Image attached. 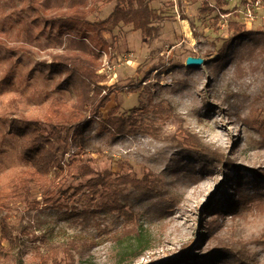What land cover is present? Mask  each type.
Wrapping results in <instances>:
<instances>
[{
    "label": "rangeland",
    "instance_id": "obj_1",
    "mask_svg": "<svg viewBox=\"0 0 264 264\" xmlns=\"http://www.w3.org/2000/svg\"><path fill=\"white\" fill-rule=\"evenodd\" d=\"M149 1L164 18L158 37L125 26L103 33L109 48L99 52V73L110 102L99 118L89 105L81 121L59 125L64 170L54 165L42 186L25 175L34 170L17 129L39 121L47 135L53 100L77 102L48 65L54 54L79 50L73 39L81 38L52 22L68 18L70 0H0V187L17 179L31 193L0 207L14 238L3 242L9 252L0 264H42L43 256L48 264H183L186 246L190 264H264V0H225L228 14L217 0ZM205 4L216 11L204 12ZM89 6L81 28L106 19L115 3ZM233 21L243 34L230 31ZM189 57L204 64L190 68ZM116 105L160 139L103 130ZM181 122L224 163L177 142ZM83 164L95 174H70ZM98 177L106 181L100 195L79 191ZM126 177L145 180L121 185Z\"/></svg>",
    "mask_w": 264,
    "mask_h": 264
},
{
    "label": "trees",
    "instance_id": "obj_2",
    "mask_svg": "<svg viewBox=\"0 0 264 264\" xmlns=\"http://www.w3.org/2000/svg\"><path fill=\"white\" fill-rule=\"evenodd\" d=\"M90 0H70V8L64 16L68 18L63 20L54 19L52 22L64 23L65 26L78 31L81 39L74 38L73 41L78 42L80 49L72 53H57L51 56V69L60 75V86L66 89H74L78 95V100L73 105L69 106L60 99H54L45 114V124L51 127V132L47 135L44 133L49 129L39 121L25 122L18 126L17 131L22 136V152L31 161L32 169L25 175L30 176V180L36 184L45 186L49 180L51 168L56 165L59 170H64L59 160V153L62 150L60 143L67 139L62 136V129L59 125L63 123H76L81 121L84 113L88 111V106L92 105V115L95 118L102 116L101 110L105 109L111 99V95L105 94L107 87L102 85L106 82L107 76L99 73L100 65V50L109 48L108 42L104 39L103 33H113L120 26L132 27L134 32H141L147 39H155L159 34V27L156 22L163 21V15L151 6L149 0H99L104 3H115V7L111 14L103 20H98L94 24H87L83 28L81 25L87 22L90 13L92 12L89 6ZM228 4L225 0H217V6L221 14H228L229 11L224 9ZM217 7H211L205 4L203 11L213 13ZM219 20V16L217 17ZM230 31L234 35H240L245 32L244 25L233 21L229 24ZM92 34V35H91ZM227 47V43L224 47ZM223 47V50H224ZM45 65V64H44ZM93 93V96H90ZM120 105H116L109 110L106 119L104 118L101 127L109 131L114 136H131L139 132H145L148 135L159 138L158 134L150 130V126L141 130L143 127L140 121L129 116L124 117L119 115ZM67 112L69 114L67 115ZM183 121V120H182ZM76 131H74L73 139H76ZM177 142L187 149H192L204 157L213 155V159L224 163V155L218 154V150L212 149L204 143L201 138L187 128L183 127V122L178 127V133L173 137ZM160 139V138H159ZM210 158V157H209ZM73 163H70L72 166ZM70 174L75 178H86L94 175L95 171L88 164H83L76 169V173ZM145 179L126 177L121 185L131 184L139 186ZM105 179L98 177L91 179L88 183L82 186L79 191L87 190L93 196H98L101 193V188L105 187ZM120 188V187H118ZM119 189H117L118 191ZM116 191V194H117ZM46 193L52 196L49 188ZM30 192L26 190L23 182H18L17 179L11 180L6 185L0 187V207H7L8 203L13 198H25L30 196ZM39 204L34 202V207L39 208ZM10 215L6 214L0 218V258L6 256L9 250L3 246L4 241H12L13 229L9 222ZM192 247H184L182 254L179 257L183 264H190L194 260L192 255ZM50 257H42V264H48ZM55 264H58L57 262ZM73 264V263H72ZM177 264V262L165 263Z\"/></svg>",
    "mask_w": 264,
    "mask_h": 264
},
{
    "label": "water",
    "instance_id": "obj_3",
    "mask_svg": "<svg viewBox=\"0 0 264 264\" xmlns=\"http://www.w3.org/2000/svg\"><path fill=\"white\" fill-rule=\"evenodd\" d=\"M203 64H204V59L197 57H189L186 62V65H188V67L190 68L201 67V65Z\"/></svg>",
    "mask_w": 264,
    "mask_h": 264
},
{
    "label": "bare ground",
    "instance_id": "obj_4",
    "mask_svg": "<svg viewBox=\"0 0 264 264\" xmlns=\"http://www.w3.org/2000/svg\"><path fill=\"white\" fill-rule=\"evenodd\" d=\"M184 23H186V21Z\"/></svg>",
    "mask_w": 264,
    "mask_h": 264
}]
</instances>
